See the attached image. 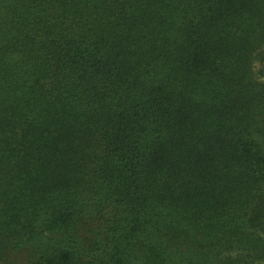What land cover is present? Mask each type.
Here are the masks:
<instances>
[{
	"label": "trees",
	"instance_id": "1",
	"mask_svg": "<svg viewBox=\"0 0 264 264\" xmlns=\"http://www.w3.org/2000/svg\"><path fill=\"white\" fill-rule=\"evenodd\" d=\"M257 62L264 0H0V264H264Z\"/></svg>",
	"mask_w": 264,
	"mask_h": 264
},
{
	"label": "rangeland",
	"instance_id": "2",
	"mask_svg": "<svg viewBox=\"0 0 264 264\" xmlns=\"http://www.w3.org/2000/svg\"><path fill=\"white\" fill-rule=\"evenodd\" d=\"M255 71H258V72L260 71L263 73V75L262 74L260 75V76H263L261 77L260 81L264 82V65H261L259 62L255 63Z\"/></svg>",
	"mask_w": 264,
	"mask_h": 264
}]
</instances>
